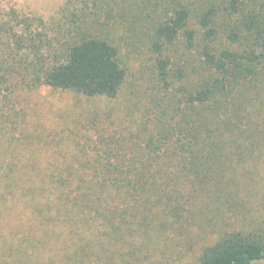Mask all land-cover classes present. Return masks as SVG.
I'll return each mask as SVG.
<instances>
[{
    "label": "trees",
    "instance_id": "16d2710c",
    "mask_svg": "<svg viewBox=\"0 0 264 264\" xmlns=\"http://www.w3.org/2000/svg\"><path fill=\"white\" fill-rule=\"evenodd\" d=\"M120 39L152 57L151 129L41 159L56 138L24 93L115 98ZM250 158L264 160V0H65L47 19L0 2V264H264L236 201Z\"/></svg>",
    "mask_w": 264,
    "mask_h": 264
},
{
    "label": "rangeland",
    "instance_id": "374dc122",
    "mask_svg": "<svg viewBox=\"0 0 264 264\" xmlns=\"http://www.w3.org/2000/svg\"><path fill=\"white\" fill-rule=\"evenodd\" d=\"M64 1L0 0L4 7L14 6L23 13L38 14L45 19ZM118 42L127 76L115 98L89 97L49 87L24 93L41 131L56 138L54 142L45 140L41 159L60 157L62 153L73 159L75 154H80L79 146H86L88 149L86 153L83 149L82 155L91 157L101 138L122 139L130 134L138 138L142 129H151L156 100L163 95L154 77L152 57L143 41L129 44L120 39ZM255 160L250 158L235 168L237 178L239 175L241 179L236 201L239 210L250 217L247 223L264 232V160Z\"/></svg>",
    "mask_w": 264,
    "mask_h": 264
}]
</instances>
